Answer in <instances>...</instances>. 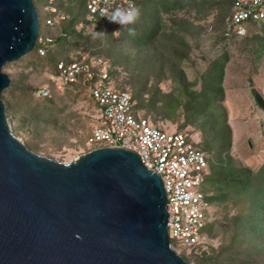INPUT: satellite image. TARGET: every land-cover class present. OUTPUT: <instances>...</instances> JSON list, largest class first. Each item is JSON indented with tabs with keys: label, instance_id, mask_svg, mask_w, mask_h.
I'll list each match as a JSON object with an SVG mask.
<instances>
[{
	"label": "trees",
	"instance_id": "trees-1",
	"mask_svg": "<svg viewBox=\"0 0 264 264\" xmlns=\"http://www.w3.org/2000/svg\"><path fill=\"white\" fill-rule=\"evenodd\" d=\"M235 1L132 0L141 15L135 24L121 27L108 18L99 22L90 16L87 0H52L49 6L54 12L44 9L42 18L38 14L39 35L33 50L11 63L27 73H18L17 79L7 75L10 85L1 94L13 134L23 137L26 148L35 153L42 151L43 134L61 124L82 132L80 143L86 152L98 147H87L92 118L67 113L66 107L67 103L85 102L95 111L98 105L88 88L94 86L101 67L93 69L92 80L84 82L78 77L62 93L50 79L57 75L59 63H79L82 58L105 64L104 83L131 95L130 113L136 119L150 121L162 131L159 122L174 123L180 117L183 120L175 132L194 127L200 134L195 148L207 160L201 192L210 209L221 211L206 215L201 236L208 245L179 253L187 264L264 262V161L251 167L233 155L234 130L223 87L233 55L245 57L251 71L263 60L264 20L242 23L246 33L236 37L227 26ZM128 28H134L135 35H129ZM96 31L106 35L94 37ZM201 62L204 68L199 73L196 66ZM188 71L194 74L193 80L188 79ZM29 73L49 77L45 84L49 97H37V87L25 84ZM216 240L219 244L214 248L211 244Z\"/></svg>",
	"mask_w": 264,
	"mask_h": 264
},
{
	"label": "water",
	"instance_id": "water-1",
	"mask_svg": "<svg viewBox=\"0 0 264 264\" xmlns=\"http://www.w3.org/2000/svg\"><path fill=\"white\" fill-rule=\"evenodd\" d=\"M38 35L32 0H0V264H187L170 244L161 180L135 153L101 147L61 163L14 136L2 68Z\"/></svg>",
	"mask_w": 264,
	"mask_h": 264
},
{
	"label": "built area",
	"instance_id": "built-area-1",
	"mask_svg": "<svg viewBox=\"0 0 264 264\" xmlns=\"http://www.w3.org/2000/svg\"><path fill=\"white\" fill-rule=\"evenodd\" d=\"M48 0L45 10L54 12ZM132 0H87L90 16H96L102 22L113 7L127 8ZM234 12L227 19V26L235 31L236 37L245 35L246 21L264 20V0H236ZM49 23V22H47ZM42 54V50L38 51ZM97 73L94 86L88 88L97 103L95 126L87 139V145L101 147H119L135 153L140 163L148 171L157 174L165 193L167 212V232L170 241L186 251L195 246L208 243L201 236V230L207 223L209 205L201 192L203 175L207 170L206 155L195 148V142L188 132L167 133L149 124L147 120L136 119L130 109L134 105L127 91H115L104 82L107 79L105 64L93 59L89 62L71 64L59 63L57 75L50 77L54 87L60 93L67 84L75 83L78 77L84 82ZM37 97H49L46 87L36 91ZM96 148V149H97ZM91 150H94L91 149Z\"/></svg>",
	"mask_w": 264,
	"mask_h": 264
},
{
	"label": "rangeland",
	"instance_id": "rangeland-1",
	"mask_svg": "<svg viewBox=\"0 0 264 264\" xmlns=\"http://www.w3.org/2000/svg\"><path fill=\"white\" fill-rule=\"evenodd\" d=\"M33 2L39 16L42 18L47 3L44 0H33ZM7 64L9 66L5 69L3 67L2 72L14 79L17 77L18 73H27L20 66L14 67L11 66V63ZM257 66L256 70L251 71L246 58L235 54L226 67L223 81L225 105L234 130L235 141L233 145V155L242 163L251 167H256L264 161V109L261 108L255 99V95L257 94L264 101V58ZM203 68L204 63L202 62L196 66L199 73L203 71ZM48 78L49 77L44 73H29L25 84L34 85L37 87L36 90H38L39 88L45 87ZM193 78L194 74L188 71V79L193 80ZM167 86L170 85L167 84ZM194 89L197 90L199 88L197 86ZM163 90L164 92H168L170 88H163ZM253 91H255L256 94ZM70 111L88 116L90 119L92 118V125L93 127L95 126L96 119L94 110L87 103H67L66 112L68 113ZM182 120V117H180L179 120L174 123L159 122L157 127L160 126L163 128V131L167 133H176V126L182 122ZM148 122L152 125L150 121ZM61 125L51 132L43 134L40 143L42 151L36 154L56 162L68 163L87 152L80 143L82 132L72 131L64 127L63 124ZM183 131L192 134L193 141L197 142V140L200 139V134L194 127H188ZM15 137L25 145V139L23 137ZM87 147L89 148V146ZM46 152H48L49 155L46 154ZM220 211L221 210L218 208L209 209L210 215H214ZM216 241L211 244L214 248L219 244V242L217 241L216 243ZM171 244L175 252L178 254L183 252V249L178 246L177 242L171 240ZM190 264H193V262ZM258 264H264V262H258Z\"/></svg>",
	"mask_w": 264,
	"mask_h": 264
},
{
	"label": "clouds",
	"instance_id": "clouds-1",
	"mask_svg": "<svg viewBox=\"0 0 264 264\" xmlns=\"http://www.w3.org/2000/svg\"><path fill=\"white\" fill-rule=\"evenodd\" d=\"M141 15V10L139 7L134 5H129L127 8L117 7L115 8L110 15L106 17L110 22L117 23L121 27H126L131 24H135ZM129 35H135L134 28H128ZM106 35L104 32H94V37H101Z\"/></svg>",
	"mask_w": 264,
	"mask_h": 264
}]
</instances>
